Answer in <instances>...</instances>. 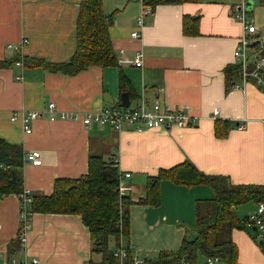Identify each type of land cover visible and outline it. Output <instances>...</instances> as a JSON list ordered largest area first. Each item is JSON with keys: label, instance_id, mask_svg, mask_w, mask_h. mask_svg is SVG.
<instances>
[{"label": "crops", "instance_id": "0c3cea01", "mask_svg": "<svg viewBox=\"0 0 264 264\" xmlns=\"http://www.w3.org/2000/svg\"><path fill=\"white\" fill-rule=\"evenodd\" d=\"M84 1L0 0V60L20 55L55 64L69 62L77 49V21ZM238 2L158 4L137 39L131 33L143 0H103L104 11L113 20L109 33L118 64L92 66L75 75L24 64L0 68V141L22 150L23 191H30L32 199L34 194L51 195L57 179L87 175L92 155L117 160L123 195L135 201L145 196L149 177L185 161L206 175L225 176L233 184L264 185V91L251 80L243 82L242 67L235 59L243 36L236 17ZM247 4L248 13H254L255 0ZM139 51L144 54L142 67L134 64ZM253 52H248L249 67L255 60ZM237 65L240 73L230 80L227 69ZM120 70L129 80L132 104L143 96L149 105L159 100L167 108L189 111L196 124L170 130H138L124 124L118 130L112 124L98 127L81 120L51 119V102L57 112L82 114L106 106L122 107ZM29 111L43 113L32 122L31 133L25 131L22 120ZM15 113L21 114L13 120ZM95 138L101 141L100 153L93 146ZM32 151L41 153V164L26 159ZM131 191L141 195L135 198ZM159 194V205H131L130 234L119 245L147 262L161 252L179 249L185 238L195 239L198 204L216 195L207 183L189 185L171 179L161 180ZM32 201L26 203L28 212ZM258 204L250 200L235 208L244 224L232 231L238 264H264L258 230L245 222ZM22 210L19 194L0 199L1 258L38 259L39 264L101 263L102 254L92 252L91 233L81 215L29 212L31 228L23 243ZM205 258L200 255L198 264Z\"/></svg>", "mask_w": 264, "mask_h": 264}, {"label": "trees", "instance_id": "16d2710c", "mask_svg": "<svg viewBox=\"0 0 264 264\" xmlns=\"http://www.w3.org/2000/svg\"><path fill=\"white\" fill-rule=\"evenodd\" d=\"M195 1L143 0V3L155 8L161 3ZM188 19H185V23ZM112 23V17L104 11L103 0H86L81 4L77 21V49L69 62L55 64L17 55L12 59L0 60V68L11 67L22 61L26 67L43 66L52 72L75 75L92 66L116 65L118 55L109 33ZM239 65L227 69L230 80L240 73ZM119 85L121 92L132 94L123 70H120ZM89 165V173L79 179H57L51 195L34 194L29 212L81 215L91 233L92 252L102 254L100 264H120L119 258L113 255L112 241L115 240V246H119L122 237H129L130 208L133 203L159 205V184L162 179L189 185L207 183L213 187L216 195L207 204H198L196 238H185L179 249L161 252L158 258L147 264H180L182 259L190 264H198L200 255L219 256L226 264H238V248L233 241L232 231L243 228L244 224L236 215L235 208L250 200L262 201L264 185L233 184L225 176L206 175L191 162L185 161L170 169L160 170L157 176L149 177L145 196L135 201L130 195L120 194L121 178L114 159L107 161L103 156L92 155ZM22 166L21 148L0 141V199L23 191ZM203 204L206 213L200 211ZM125 264H132V258Z\"/></svg>", "mask_w": 264, "mask_h": 264}, {"label": "built area", "instance_id": "2783aa9c", "mask_svg": "<svg viewBox=\"0 0 264 264\" xmlns=\"http://www.w3.org/2000/svg\"><path fill=\"white\" fill-rule=\"evenodd\" d=\"M248 1L239 0L236 4V17L242 23L243 36L240 44L237 46L234 55L235 59L240 63L241 78L244 83L252 81L254 85L260 90L264 91V30H260L255 24L254 20L250 18L248 13ZM154 13L153 6L144 5L137 20V27L131 33L133 38L140 39L142 37V29L146 26L148 17ZM26 42V41H25ZM11 48H17L10 45ZM260 49V51H257ZM253 50V57L255 58L252 67L248 65V52ZM17 65L23 66V62L19 61ZM134 64L137 67L144 65V54L139 51L134 59ZM20 78V77H19ZM22 78V77H21ZM238 86V85H236ZM48 111L53 114L51 119L62 120H81L87 126L97 125L98 127L112 124L115 129H122L124 124H129L135 129H162L170 130L174 127H190L196 124L193 115L183 108H167L159 100L154 104L149 105L147 99L143 96L138 104H131L129 107L120 106H106L99 111L82 114L79 112H57V107L54 102L48 105ZM216 114L218 110L215 111ZM21 113H15L13 120L17 119ZM40 111H29L22 116L24 129L27 133L33 130L32 122L42 116ZM55 114L56 117H55ZM26 159L36 165L41 164V153L39 151H32L26 153ZM116 166L117 160L115 161ZM126 177L130 173L125 174ZM120 194L124 192L120 188ZM31 193L24 190L19 193L22 200L23 210L21 211V227L20 234L23 243L27 241V231L31 228L32 214L29 213L25 206L28 201L33 199L30 197ZM247 223L254 225L259 233L261 247L264 251V199L259 202L257 209L250 213L247 217ZM113 255L120 260V264H125L126 261L132 258V264H147V258L132 257L129 251L124 246H118L113 250ZM0 264H39L38 259H4L0 257ZM84 264H90L89 261ZM180 264H190L186 259H182ZM203 264H226L219 256H208L205 258Z\"/></svg>", "mask_w": 264, "mask_h": 264}, {"label": "rangeland", "instance_id": "374dc122", "mask_svg": "<svg viewBox=\"0 0 264 264\" xmlns=\"http://www.w3.org/2000/svg\"><path fill=\"white\" fill-rule=\"evenodd\" d=\"M262 3H263L262 0H255L254 13L250 12L249 16H250V18H252L254 20L255 24L258 27L264 29V5H262ZM257 51H260V49H257ZM92 142H93V146L96 148V150H99L98 148L101 146L100 145L101 141L99 139L95 138V139H93ZM100 152L101 151L99 150L97 153H100ZM126 189L128 191H130L129 187H126ZM131 192L133 193V196L135 198H138L141 195V193H139V191H134V192L131 191ZM205 207L206 206H204V204L201 205V207H200V211H202L201 213H206V212H204ZM112 249H114V248H112Z\"/></svg>", "mask_w": 264, "mask_h": 264}, {"label": "water", "instance_id": "95a60500", "mask_svg": "<svg viewBox=\"0 0 264 264\" xmlns=\"http://www.w3.org/2000/svg\"><path fill=\"white\" fill-rule=\"evenodd\" d=\"M121 103H120V105L122 106V107H129V106H131V101H130V99H129V93H127V92H124L123 94H122V96H121ZM254 229H257L256 227L254 228ZM262 242L260 241V244H261Z\"/></svg>", "mask_w": 264, "mask_h": 264}]
</instances>
